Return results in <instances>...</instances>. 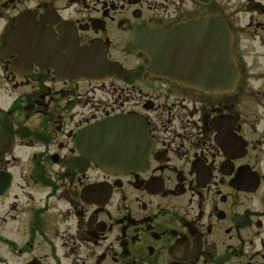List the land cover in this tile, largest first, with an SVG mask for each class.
Listing matches in <instances>:
<instances>
[{"label": "flooded vegetation", "instance_id": "af4514ba", "mask_svg": "<svg viewBox=\"0 0 264 264\" xmlns=\"http://www.w3.org/2000/svg\"><path fill=\"white\" fill-rule=\"evenodd\" d=\"M201 18L228 38L180 34L177 73L213 89L141 48ZM0 264H264V0H0Z\"/></svg>", "mask_w": 264, "mask_h": 264}, {"label": "water", "instance_id": "95a60500", "mask_svg": "<svg viewBox=\"0 0 264 264\" xmlns=\"http://www.w3.org/2000/svg\"><path fill=\"white\" fill-rule=\"evenodd\" d=\"M224 24L225 23L219 19L211 20L208 18H201L190 22L180 23L171 27L170 29H167L164 31L165 33H162L161 35H159V31L152 32L149 39V48H147V43L146 46H142L141 48L143 49L145 47V52H147L152 58V63L155 66V73L167 76V78L171 79L172 81L186 83L190 86L204 89H213L218 84H221L219 81H217V79L207 81L191 77L183 78L177 73L179 72L177 64V53L179 50L178 36L180 34H184L185 36L188 35V39H191L192 35H196L198 33L200 38H202L204 35L207 36L208 33L210 34L211 31V33L215 34V46L213 54L217 58V55L223 46L221 47V44L217 45L216 42L224 41V39L227 37V31L222 29V25ZM218 35L222 36L218 38ZM210 49H213V47H209V50ZM199 50L202 52L201 48H199ZM200 57L205 56L201 55ZM198 63V72H209L207 70L208 66L205 67V64H203L201 58L198 59ZM204 67L205 70H203ZM231 67H233V65H231ZM131 121L132 118L127 116L108 119L101 124L88 127L83 133L80 134V136L84 135L88 146L101 150V153L98 152L95 161L106 164L121 157V155H116L114 148L119 147L120 150L122 146L126 145L128 137H130V130L132 129V127L129 125L131 124ZM135 122H137V119H135ZM120 152L121 151H119V154Z\"/></svg>", "mask_w": 264, "mask_h": 264}]
</instances>
